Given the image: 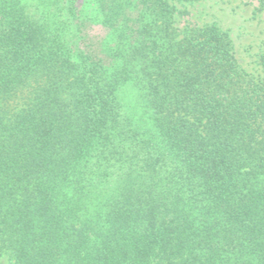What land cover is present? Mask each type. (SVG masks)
I'll list each match as a JSON object with an SVG mask.
<instances>
[{
	"label": "trees",
	"instance_id": "1",
	"mask_svg": "<svg viewBox=\"0 0 264 264\" xmlns=\"http://www.w3.org/2000/svg\"><path fill=\"white\" fill-rule=\"evenodd\" d=\"M226 4L0 0V257L264 264V51Z\"/></svg>",
	"mask_w": 264,
	"mask_h": 264
},
{
	"label": "rangeland",
	"instance_id": "2",
	"mask_svg": "<svg viewBox=\"0 0 264 264\" xmlns=\"http://www.w3.org/2000/svg\"><path fill=\"white\" fill-rule=\"evenodd\" d=\"M225 11L217 13L224 23L233 26L236 54L240 65L248 72H257L258 55L264 51V12H256L257 3L252 0H226ZM204 5H197L191 12L196 21L207 19ZM0 264H10L6 257H0Z\"/></svg>",
	"mask_w": 264,
	"mask_h": 264
}]
</instances>
